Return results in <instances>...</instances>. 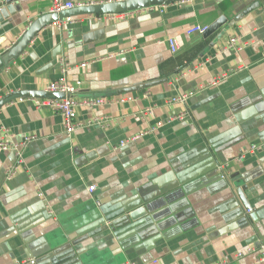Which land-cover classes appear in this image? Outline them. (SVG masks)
<instances>
[{"label":"crops","instance_id":"0c3cea01","mask_svg":"<svg viewBox=\"0 0 264 264\" xmlns=\"http://www.w3.org/2000/svg\"><path fill=\"white\" fill-rule=\"evenodd\" d=\"M224 1L76 16L46 26L18 59L5 57L0 101L13 99L0 109L2 123L14 143L37 139L11 178L15 154L0 152V264H256L258 252L246 251L264 242V0H232L228 10ZM17 2L21 11L0 22V55L51 6ZM222 16L227 24L210 38L187 34ZM62 64L69 83L82 82L76 98L109 101L80 109L70 137L60 114L35 107L42 98L17 95L47 92ZM151 82L162 83L126 105L111 102ZM186 92H196L186 105L167 104ZM181 113L186 120L168 121ZM144 206L149 221L128 220Z\"/></svg>","mask_w":264,"mask_h":264},{"label":"built area","instance_id":"2783aa9c","mask_svg":"<svg viewBox=\"0 0 264 264\" xmlns=\"http://www.w3.org/2000/svg\"><path fill=\"white\" fill-rule=\"evenodd\" d=\"M128 0H109L108 2H104L101 4L96 3H89V4H83V5H75L72 2H69L67 0H51V6L49 8V14H57L66 11L71 10L75 7H82V6H96V5H105L108 3H124ZM111 16H119L121 15H111ZM62 23H72L74 20L72 18H67L64 20H61ZM61 21L55 23L58 25V27H61L63 24H61ZM31 25V24H30ZM29 25V26H30ZM27 27V29L29 28ZM207 28H202L201 26H194L192 28H189L187 31L188 35H194V34H203ZM168 45L170 48L171 53L176 54L180 50V46L178 43V40L175 37L168 39ZM230 48H234V42L230 41L229 44H227L224 48H222L223 51L228 50ZM81 67H85V64H83ZM67 64H62V77L59 80L51 82L47 87L48 93H60L65 96L64 99H40L36 101L35 107L37 109H48L51 110L53 113L60 114L64 118V130L68 137L72 136L78 128L81 126V122L78 121V112L82 108H88V109H94L97 107H102L108 105L109 101L103 98H90V99H81L76 98L75 95L78 94L80 91V87L82 85V82L78 81L74 84L69 83L66 80V74H67ZM218 82V79L216 82H213L212 85H215ZM196 92H186L181 93L176 96L171 97L167 104H182L186 105L187 102L195 95ZM134 100L133 95H123L118 98L112 99L111 102H117L122 105H126ZM24 99H21L20 102H23ZM187 119L186 113H181L178 115H175L171 117L168 121L169 122H177V121H184ZM98 124H101L102 121L100 119L96 120ZM104 127V124L102 125ZM148 132L142 131L138 134L132 136L129 139H125L122 142H120L117 146H114V149L122 148L126 145H129V143H135L141 138H144ZM36 136H28L23 139L20 143H14L10 141V135L8 133V130L5 128L4 124L2 123L1 116H0V152L5 151H12L15 154L16 157V163L13 165H9L6 169V174L8 178L13 177L15 174H17V171L19 168L24 167L25 165V159H24V149L27 147V145L36 140ZM256 147L251 148L249 151H246L245 153H252L256 151ZM244 155V154H243ZM241 155L240 158L243 157ZM223 166H220L218 171L221 172V177L226 178V174L224 172ZM89 191L92 193L95 191V187H90ZM40 196H43V194H40ZM255 252H258V256L255 259L256 264H264V242L260 244L258 251L255 250V248L249 247L246 251L247 254H253ZM243 253H239L237 255V258L243 257ZM14 264H36V260L34 259H25V260H18L15 261ZM136 264V263H131ZM216 264H227L225 261H220Z\"/></svg>","mask_w":264,"mask_h":264},{"label":"water","instance_id":"95a60500","mask_svg":"<svg viewBox=\"0 0 264 264\" xmlns=\"http://www.w3.org/2000/svg\"><path fill=\"white\" fill-rule=\"evenodd\" d=\"M18 0H0V22L4 21L8 18V16H15L18 12L21 11V7L17 2ZM178 1L183 0H128L124 3H108L105 5H96V6H82V7H75L71 10H66L59 15L57 14H47L37 20H35L29 28L25 31L23 36L8 50L0 55V71L6 67L5 57L10 59H18L33 41V39L48 25L57 23L61 20L67 18H73L76 16L82 15H121L126 14L128 12H135L142 9H147L151 7L157 6H165L169 5ZM227 24V19L222 16L218 18L213 24H211L205 32L202 34L205 39L210 38L217 32H219L225 25ZM225 35V31H221L219 38ZM215 44L213 43L211 47ZM162 82H151L148 84H140L137 86H133L131 88H126L120 91V94H132L144 89L153 87L158 85ZM17 95H25L27 97H34V98H42V99H64L65 96L60 93H48L44 91H37V92H23ZM13 96H8L0 101V109L10 100L12 101ZM250 211V210H248ZM150 210L148 207H139L131 214H129L128 220L129 221H138L141 219H146V222L150 220ZM264 236V232L261 233Z\"/></svg>","mask_w":264,"mask_h":264},{"label":"trees","instance_id":"16d2710c","mask_svg":"<svg viewBox=\"0 0 264 264\" xmlns=\"http://www.w3.org/2000/svg\"><path fill=\"white\" fill-rule=\"evenodd\" d=\"M232 5H233V1L227 0L224 1L221 6L224 8V10H228Z\"/></svg>","mask_w":264,"mask_h":264}]
</instances>
